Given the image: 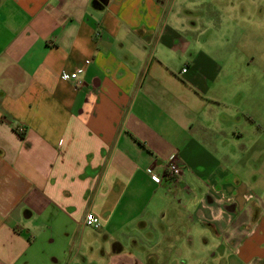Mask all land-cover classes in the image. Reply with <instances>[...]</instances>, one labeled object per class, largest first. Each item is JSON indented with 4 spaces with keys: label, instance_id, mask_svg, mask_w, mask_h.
<instances>
[{
    "label": "crops",
    "instance_id": "1",
    "mask_svg": "<svg viewBox=\"0 0 264 264\" xmlns=\"http://www.w3.org/2000/svg\"><path fill=\"white\" fill-rule=\"evenodd\" d=\"M263 37L264 0H0V264H264Z\"/></svg>",
    "mask_w": 264,
    "mask_h": 264
},
{
    "label": "rangeland",
    "instance_id": "2",
    "mask_svg": "<svg viewBox=\"0 0 264 264\" xmlns=\"http://www.w3.org/2000/svg\"><path fill=\"white\" fill-rule=\"evenodd\" d=\"M246 112L251 115V118L244 119L242 116L243 120L240 122L243 132L242 145L246 149L245 155H243L246 170L245 179L252 182L253 177L256 176L258 184L264 185V108H248ZM254 192L264 198V192L260 189L254 187Z\"/></svg>",
    "mask_w": 264,
    "mask_h": 264
},
{
    "label": "built area",
    "instance_id": "3",
    "mask_svg": "<svg viewBox=\"0 0 264 264\" xmlns=\"http://www.w3.org/2000/svg\"><path fill=\"white\" fill-rule=\"evenodd\" d=\"M84 69L82 67L76 68L73 72L63 71L60 75L62 79L73 80L76 85H80L81 81L79 76L83 73ZM185 71V69H183ZM183 167L177 162L175 155H170L163 162V170L160 174L151 175V178L155 183L160 184L166 179H170L173 183H177L182 176ZM84 225L92 228L99 229L101 223L99 219L92 213L88 212L84 218Z\"/></svg>",
    "mask_w": 264,
    "mask_h": 264
}]
</instances>
